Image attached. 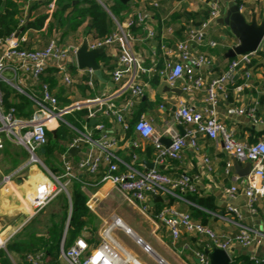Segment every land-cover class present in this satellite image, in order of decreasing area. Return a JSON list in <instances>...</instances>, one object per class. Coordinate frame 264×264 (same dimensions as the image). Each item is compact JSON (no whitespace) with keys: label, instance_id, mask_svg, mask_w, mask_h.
<instances>
[{"label":"built area","instance_id":"obj_1","mask_svg":"<svg viewBox=\"0 0 264 264\" xmlns=\"http://www.w3.org/2000/svg\"><path fill=\"white\" fill-rule=\"evenodd\" d=\"M47 2V20L53 18L57 9L58 0H28V6L36 2ZM105 7L113 18L116 30L104 37L85 36L77 43H65L58 33L53 35L43 47H28L25 45L26 36L20 32H13L8 37L0 39V149L4 146L2 135H7L11 140L22 145L29 153V162L45 166L39 152L48 142V133L57 130L61 124L66 125L75 135L67 145V149L60 155L62 173L60 175L50 172L53 183L41 184L34 196L36 212L47 205L58 193H68L69 182L77 181L83 187L104 186L109 184L112 188L120 189L131 194L135 200L148 208V200L155 196H163L165 200L179 199L189 202L187 193L197 191L193 178L183 173L179 177H171L158 169V165L168 159H179L183 150L188 145L198 149L200 135L220 141L225 151L239 162H251L252 167L248 175L233 174V184L226 189L227 194L235 197L240 185L245 187L248 205L254 210V205L260 196L264 195V139L254 143L242 141L235 136L233 129L216 117L214 107L221 97L228 96V85L242 74V82L235 87L238 96L246 89L253 86L251 82L253 61L257 51L237 54L229 63V66L220 75L206 83L202 68L211 63L210 55L199 49L205 45L206 29L210 22H215L222 13V6L215 1L210 4L209 18L199 26L190 27L184 36L173 42L172 48L162 40L161 50L165 57L161 59L153 52L150 67L140 64L133 51V42L137 39L132 31L133 26H142L147 29V38L157 36V30L147 26L151 17L149 10H139L135 15L129 16L127 21L121 23L108 9L107 0H97ZM149 2L154 7L160 6V0H142ZM237 2V0H230ZM240 10L242 8L240 6ZM26 20L21 19L20 25ZM172 33V28H163ZM163 31L161 36H164ZM86 43L88 49L115 48L118 52L116 65L107 70L110 75L105 79L114 83L111 92H103L96 96L83 99H73L66 103L59 99L56 90L50 83L42 80L43 76H53L57 79L58 86L64 88L67 97H71L77 85L95 89L99 79L95 70L91 67L81 68L77 62V51L81 44ZM264 43V35L262 43ZM219 42L210 40V47L217 46ZM99 58V57H98ZM98 61V60H97ZM99 63V62H98ZM100 64V63H99ZM101 72L104 76L101 64ZM147 74L150 79L158 76L163 78L169 87L179 86L184 93H194L202 89L206 90V104L202 109L190 105L185 99L180 98L173 111L174 120L184 127V134L176 128L166 129L159 133L150 118L140 115L131 124L133 115L130 108L134 102L145 93L147 84L140 79V74ZM29 78L34 86H38L31 92H25L17 83L23 77ZM8 84L23 92L32 102L33 111L29 117L18 115L17 108L11 106L8 110L4 105L3 85ZM209 106H211L209 108ZM86 111V119L77 126L71 123L67 116L78 111ZM229 112L248 113L253 121L257 122L256 107L234 106ZM111 117L117 122L124 133L132 130L154 148V167L148 168L140 162L138 166V154H132V161H125L118 154L123 138H117L106 129L102 118ZM96 119V124H90V120ZM163 136L171 138L169 146L161 142ZM124 142L128 146L141 148L142 143L133 139ZM78 147L81 156L74 161L70 157L69 150ZM209 163V158H204ZM46 167V166H45ZM210 167V165H209ZM232 161H227L226 171L231 172ZM84 174L90 175L93 180L84 178ZM5 181L10 176H4ZM213 217L231 222L238 228L234 237L228 234H219L209 225L202 223L187 211L173 206L162 208L156 218L162 221L170 230L173 243L178 241L182 232L198 234L201 248L195 250L201 264H210L205 249L212 250L217 247L227 251L230 255L232 242L236 241L243 247H249L257 241L255 231L242 221V215L235 206H229L227 212H210ZM232 216V217H231ZM115 223L122 224L121 219L115 217ZM129 231V229H127ZM141 243V239H138ZM1 242V247H5ZM144 249L151 250L148 244ZM88 244L83 239H77L69 248L61 244L60 258L65 264H124L123 250L118 246L108 231H105V240L94 252L87 254ZM44 253L28 254L30 264H42ZM251 259L259 263L262 259L252 256Z\"/></svg>","mask_w":264,"mask_h":264},{"label":"crops","instance_id":"obj_2","mask_svg":"<svg viewBox=\"0 0 264 264\" xmlns=\"http://www.w3.org/2000/svg\"><path fill=\"white\" fill-rule=\"evenodd\" d=\"M129 1V9L123 13L124 19L119 20L114 16L124 24L127 18L131 15L134 16L137 11L149 10L151 17L148 20L147 26L148 28L152 27L158 32L157 36L151 39L147 38V29H144L142 26L140 30L133 32L137 38L133 42V51L138 57L140 64L144 67H150L153 52L157 53V57L161 59L159 62L161 64L163 62L162 60L165 59L161 50L162 40L174 48L175 44L173 42L182 38L186 30L190 27L199 26L203 22L201 21L202 18L204 21L209 18L210 4L215 1L219 2L223 9L222 13L215 22L209 23V27L206 29L205 45L199 47L201 51L208 53L211 58V63L202 68L206 83L210 82L211 79L217 77L228 68L232 58L226 57V53L231 46L238 43V40L231 33L228 26L219 22V18L225 15L230 0H160V6L157 8L149 2L142 0ZM27 3L28 0L20 3L23 14L19 20V31L17 32L26 36L25 45L28 47H43L56 33L59 34L65 43L80 42L85 36L98 37L93 30L87 29V20L80 26L72 27V30L67 31V27H60L58 25L57 18H54V15L52 19L47 20V2H36L28 6V8L26 7ZM240 6L247 20L250 21L253 16L256 17L258 22L264 19V0H241ZM30 7L33 8L31 12L29 11ZM108 14L111 17L109 12ZM43 15H45V18L41 28L26 27L29 22L36 21ZM22 18L26 20L24 25H20ZM111 19L113 20L112 17ZM168 27L172 28V33L162 30ZM115 30L116 25L114 22ZM162 31L164 36H161ZM210 40L217 41L219 44L210 47L208 45ZM258 50L260 52H256L254 64L251 68V82L253 86L246 88L240 96L237 95L234 88L231 101L228 100V96L226 98L221 97L219 103L214 107L218 120L233 129L238 139L248 143L264 139V43L260 45ZM103 54L105 57L100 58ZM101 55L97 60L104 66V77L109 78L110 75L107 73V70L116 65L118 52L115 48H107ZM242 74L243 71L240 72V75L235 80H242ZM140 79L147 86L144 95L137 99L130 108V113L133 115L131 122L139 111H141V108L146 107L139 114H144L150 118L159 133H164L169 128H176L180 131L179 126L182 125L178 124L173 117L174 106L180 98L185 99L197 109H202L207 106L205 89L188 94L182 92L179 86L169 87L167 82L158 76L150 79L147 74L141 73ZM42 80L50 83L51 87L56 90L59 99L66 103L73 99L78 100L96 96L103 92H111L114 86H110L108 82H102L100 80L95 89H89L84 87L83 84H79L73 90L71 97H67V94H65L66 91L64 88L58 86L55 77L43 76ZM17 83L25 92H31L38 87L34 86L29 78L25 76L22 80L17 81ZM6 89L10 91V96L8 97L6 96ZM3 91L6 110L11 106H15L20 116L29 117L32 114V102L23 92L8 84L3 85ZM144 101L147 103L152 102L155 105L153 107L145 106L146 102ZM253 105L256 107V116L259 119L257 122L253 121V118L246 112H229V109L234 106L247 108ZM75 114L71 115H73L76 122L69 121L79 126L82 121ZM102 121L105 123L106 129L110 134L124 139L118 150L121 158L131 162L132 154L137 153L139 157L138 166H140V162L146 166L147 162L154 163V148L143 138L131 130V134L130 131L124 133L122 127L111 117H104ZM54 131L57 132V130ZM74 135L75 133L73 132ZM2 137L4 146L0 149V250L2 249L5 252L10 264H19V254L9 251L7 248L8 243L15 237H18V240L21 242H27L33 234L48 236L52 222L55 221L53 218L61 213L48 205H45L36 212L33 201L39 185L54 183L50 172H56L57 175L62 173L60 155L65 152L71 139L67 141L66 149L60 154H56L57 157H47L45 156L46 150L44 152L40 150L39 155L41 159L43 162L48 159L54 168L51 169L45 162L46 167L29 162L27 150L22 145L11 140L7 135L3 134ZM127 139L141 142L142 147L134 148L128 146L124 143L127 142ZM148 147H151L150 152H147ZM80 156L79 150L74 155L70 153V157L74 161L79 159ZM205 157L209 158L208 164L205 163ZM54 159L57 160L58 165L51 161ZM230 160L232 161L233 168L231 172L227 173L226 163ZM246 163L240 162L242 167H245ZM157 167L160 171L171 177H179L183 173L190 175L197 186V191L193 193L200 192L201 194L213 195L215 197V203L219 209L217 211H208L206 222V225H209L215 232L228 234L232 237L235 236L238 231L235 224L213 217L210 212L226 213L229 206L237 207L242 215V221L257 231L255 236L257 241L260 240V242H255L249 247H243L238 242L233 241L229 251L231 257L246 255L250 259L252 256H257L260 259L264 258V195L257 199L254 210H251L248 205V198L245 194L244 186L240 185L235 197L227 194L226 189L233 184V174L237 173L234 169V159L225 151L220 141L200 135L198 149L188 145L183 150L179 159H168ZM4 176H10V180L5 181ZM84 178L93 180L87 174H84ZM74 182L80 184L77 181L69 182L67 185L68 193L65 192L69 200V214L62 238L63 243L70 220L71 192ZM81 190L85 197L86 205V213L84 216L85 225L75 241L77 239H83L87 242V254L99 248L105 240V231H108L116 244L123 250V256L125 258L124 264H201L198 257L195 256V250H199L202 246L200 236L198 234L182 232L178 241L173 243V238L168 227L156 218L158 214L156 211L158 210L156 208L157 203H161L162 208L173 206L191 214V206H196V204L187 195L192 193L186 194L189 202L179 199H170L167 201L163 196V200L158 201H154V198L153 200L149 198L148 208L143 209L142 205L131 194L117 188H112L109 184L88 187L81 185ZM154 212H156L155 215H153ZM115 217L120 218L122 224L115 223ZM194 219L201 221L195 217ZM139 238L141 239V243H138ZM1 242H5V247H1ZM144 244L150 246L151 250L149 252L144 249ZM60 262L65 264L61 258ZM239 264L243 263L239 262Z\"/></svg>","mask_w":264,"mask_h":264},{"label":"trees","instance_id":"obj_3","mask_svg":"<svg viewBox=\"0 0 264 264\" xmlns=\"http://www.w3.org/2000/svg\"><path fill=\"white\" fill-rule=\"evenodd\" d=\"M25 1L27 0H0V39L6 38L11 33L18 30L19 20L23 14L20 3ZM237 3L240 6L241 0H237ZM106 4L108 9L119 20H122L124 19V11L129 9L130 1L124 3L122 0H107ZM29 9L31 12L33 8L30 7ZM44 18L45 15L41 16L36 21L29 22L26 27L41 28ZM55 18H57V22L60 27L80 26L87 20V29L93 30L98 37H104L114 31V22L109 16L107 9L97 0H58ZM201 21H204V19L202 18ZM140 28L141 26H133L132 31L136 32L140 30ZM257 52L260 51L257 50ZM104 57V54L100 56V58ZM241 82L242 80L238 79L228 85V100H232V91ZM6 90V96L8 97L10 96V91H8V89ZM154 105L155 104L152 102L145 103V106L149 107H153ZM143 109H146V107H142L141 111H143ZM141 111H139V113ZM139 113L132 120L131 124L138 119L140 116ZM75 115L81 121H85L86 119V111L84 110L76 112ZM67 119L76 122L73 115H68ZM131 131L130 134L132 133ZM72 136L73 132L64 124H61L58 127L55 136L53 132H49V142L45 146V156L57 157L58 154L66 149V143ZM150 151L151 147H148L147 152ZM44 162L47 163L51 169H54L48 159ZM187 197L196 204V206H191V215L200 219L205 224L207 222L208 211H217L219 209L215 203V197L213 195L201 194L200 192H197L188 194ZM55 198L60 199L64 209L63 214L57 220L52 222L48 236L33 234L27 242H21L18 240V237H15L8 243V250L19 254V264H30L26 259V254L35 252L44 253L42 264H62L60 262L61 242L69 214V200L64 191L58 193L54 199ZM156 206V208H158V210H156L158 213L163 206L161 203H157ZM85 213V197L83 196L81 185L74 182L71 192V214L69 224L67 226L65 241L63 243L64 248H68L72 245L77 236L80 234L83 226L85 225ZM155 214L156 212L153 213V215ZM239 262L243 264H264V258L259 263H256L246 255H239L233 257L231 264H239ZM0 264H10L9 258L5 255V252L2 249L0 250Z\"/></svg>","mask_w":264,"mask_h":264},{"label":"water","instance_id":"obj_4","mask_svg":"<svg viewBox=\"0 0 264 264\" xmlns=\"http://www.w3.org/2000/svg\"><path fill=\"white\" fill-rule=\"evenodd\" d=\"M126 3L129 0H122ZM219 22L229 27L231 33L237 38L238 43L231 46L226 53V57L233 58L237 54H243L247 52L257 51L262 43V38L264 35V19L261 22H258L256 17L253 16L249 21L245 17V15L240 10V6L238 3L234 1L228 2V8L224 16L219 18ZM105 51L104 48L97 49H88L86 43L81 44L77 51V62L81 68L91 67L95 70V75L97 78L106 82L107 80L103 76L101 72V66L98 63V57ZM110 86H113L114 83L108 81ZM180 91V90H179ZM175 109V108H174ZM97 120H91V124H94ZM180 131L184 134V128L179 126ZM55 134L56 131H53ZM170 137H162L161 142L169 146L171 144ZM78 147H74L70 149L71 154H76L78 151ZM42 152L45 151V147L41 149ZM148 168H153V162H147ZM252 164L251 162H247L245 167H242L240 162L234 159V169L235 172L241 176H246L249 174L251 170ZM163 200L162 196H155L154 201ZM205 253L208 254L210 259V264H230L231 259L227 251L220 248H213L212 250L205 249Z\"/></svg>","mask_w":264,"mask_h":264},{"label":"rangeland","instance_id":"obj_5","mask_svg":"<svg viewBox=\"0 0 264 264\" xmlns=\"http://www.w3.org/2000/svg\"><path fill=\"white\" fill-rule=\"evenodd\" d=\"M53 15H54V18H55V11H54V13H53ZM73 28H72V26H69V27H67V31H69V30H72ZM75 31H76V29H74ZM74 30H73V32H74ZM61 144H63V143H61ZM21 151H23V149H21ZM28 153V152H27ZM28 159H29V153H28ZM53 163H55V164H57L58 165V163H57V160H51ZM55 174H56V172H54ZM55 186H57V184L54 182L53 183ZM50 203V202H49ZM47 204L48 206H52V208H55L54 210H58L59 212H61L59 215H56L53 219L54 220H57L62 214H63V209H64V206H62V203L60 202V199H53V200H51V203L50 204ZM47 206V207H48Z\"/></svg>","mask_w":264,"mask_h":264}]
</instances>
